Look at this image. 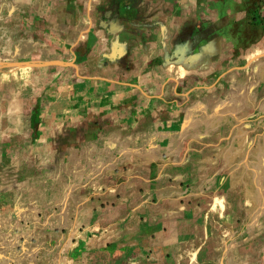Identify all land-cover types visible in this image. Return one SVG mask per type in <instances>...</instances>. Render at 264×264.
<instances>
[{
  "label": "rangeland",
  "instance_id": "rangeland-1",
  "mask_svg": "<svg viewBox=\"0 0 264 264\" xmlns=\"http://www.w3.org/2000/svg\"><path fill=\"white\" fill-rule=\"evenodd\" d=\"M227 4L0 0V264H136L129 254L150 248L151 264H209L224 251L264 264V162L251 163L264 160V0L239 5L247 33L214 67L180 58L172 71L162 59L199 47ZM203 113L220 127L205 131ZM241 165L243 200L231 188ZM200 175L198 259V243L161 249L140 227L130 234L145 217L163 227L155 218L176 202L168 187ZM240 202L248 211L231 207Z\"/></svg>",
  "mask_w": 264,
  "mask_h": 264
},
{
  "label": "crops",
  "instance_id": "crops-1",
  "mask_svg": "<svg viewBox=\"0 0 264 264\" xmlns=\"http://www.w3.org/2000/svg\"><path fill=\"white\" fill-rule=\"evenodd\" d=\"M245 2H247V0H227L228 4L224 8L225 9L224 11L215 10L216 20L214 23H212L208 27V32L206 33V36L203 39H201L203 40L201 45L199 47H197L196 45L193 49L191 50L189 49L187 51H184V49L181 50L177 48L174 51L171 50V54L169 52H165L163 54L164 58L162 57L163 61L165 62V65H167V67L172 70L173 68L176 69V67L186 66V63L180 58L185 59V61L189 63L193 61L194 59H199L200 57L201 59H204L206 63L204 68L214 67V61L216 60V57L220 55L223 56V53H225L230 48H235L236 44L238 43V40L243 38L247 33V32H244L245 29L244 27H242L244 25H242L241 27H238L237 29L238 21L244 19L246 15V13L243 12L244 10H239V5ZM217 12H219L218 15H217ZM239 15H242L241 18L238 17ZM212 36H214L215 38L211 39ZM115 50L118 51V48L112 47V50H109V53L113 54L115 53ZM147 55L148 57H143V58L139 56L136 61L133 60L132 62L129 59V63L126 67H130L131 68L130 72H131L134 67L133 65L142 66L141 63L148 62L147 60H149V57L151 56V54H147ZM101 59H102V65L104 67H116V64H118L116 59H112V58L106 59L105 57H101ZM173 59L174 60L176 59V62L173 61L174 64L169 63V62H172L171 60ZM187 67H194V66L187 64ZM130 72L123 73V75H118V76L123 78L124 80H130L131 77H133ZM147 79L149 80V78ZM192 113L193 115L195 114V112H192ZM198 117L201 121L204 122L205 131H208L209 129L219 128L221 125V123L216 124V119L215 117H212L211 114H205V113L198 114ZM189 118H190V115H189ZM210 126L212 128H210ZM231 148L232 147H230L229 150H231ZM244 153L245 151L242 152V155ZM246 153L248 154V150H246ZM223 157L226 159L227 162L230 161V164H231L232 158H233L232 155L230 156V154L227 153L221 158ZM258 162L263 163L264 160L262 161V158H256L255 161L251 163L258 164ZM243 166L244 165L240 166L239 172L233 173V177H235L236 181L231 180V188H232V184L234 182H237L236 186L239 187V192H240V196L242 200L244 196L243 193H245V196H247L244 190V187L246 185L244 181V179L246 178L245 176L246 171L243 170ZM191 173L192 172L190 168L186 167L182 171V174H180V176H182L181 180L183 181L189 180ZM203 179H206V178L203 177V175H200V176L194 177V179H192L190 183H186L182 185H175V183L172 182V186L168 187L169 190L166 194L176 199V202L171 205L172 208L170 210L163 211L157 218H155V220L165 218L167 219V222H166L167 224L165 223L163 227H154L155 224L163 222V220L154 222L153 220L150 221L148 218L145 217L144 219H142V221H139V225L136 227V229L133 230L132 227L128 228V231L130 232V234L138 233V230L140 227L141 230L139 233L141 235H147L146 238L148 237L147 240L150 242V244H153L154 241L159 242L161 249H163L165 246L167 248V245L173 244V243H178V244H180V242H190V243H196V244L198 243L199 246L197 247V250L192 257L193 260L198 259L201 253L200 244L203 241L199 243V240L201 238L199 234L197 233V230L201 226L200 222L203 220L202 215L204 212V206L200 199L199 200L193 199L192 197L195 193H197V191H200V194L202 195L203 193H205V190L208 189V187H206L207 185L204 186L202 184ZM194 185H195V188L190 190V188ZM199 187H202V190H200ZM227 199L228 198L226 196V209H228ZM216 204H217L218 209H220L221 204L220 203H216ZM248 205L249 203H246V202H240L238 204L231 203V207L232 208L235 207L233 208L234 210H240V211H248V208H249ZM253 210H259V206L258 205L255 206ZM140 223L143 224V226H141ZM192 226H194L195 228L191 232L190 228ZM187 232H190V236L192 237L189 240L185 239V237L187 236ZM230 237L231 236H228V237L226 236V240H227L226 243L228 242L232 243L233 238H230ZM154 238L156 239L154 240ZM170 248H174V247H170ZM181 252H183V249ZM153 254L154 253L152 249L150 248L149 253H147V255L145 254L142 255L140 252H137V254L134 256H131L129 254L127 258L131 260H133L134 258V260L136 261V264L145 263L147 261L149 262V264H151L152 260L154 259ZM238 259H239L238 255H233L232 252L229 253L227 251H224L220 255L215 254L214 256H212L210 254L209 264H241V262H237Z\"/></svg>",
  "mask_w": 264,
  "mask_h": 264
}]
</instances>
